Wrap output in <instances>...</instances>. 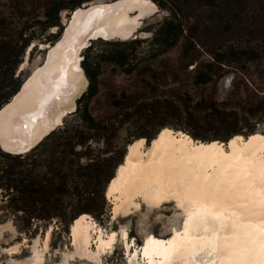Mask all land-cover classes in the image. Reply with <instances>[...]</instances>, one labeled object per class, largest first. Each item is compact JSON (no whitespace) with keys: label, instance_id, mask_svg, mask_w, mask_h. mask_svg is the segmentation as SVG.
Listing matches in <instances>:
<instances>
[{"label":"rangeland","instance_id":"obj_1","mask_svg":"<svg viewBox=\"0 0 264 264\" xmlns=\"http://www.w3.org/2000/svg\"><path fill=\"white\" fill-rule=\"evenodd\" d=\"M31 2V7L26 3V9H22L24 13L11 16L7 23L12 28L6 26V33H13L14 25L18 26L22 20L42 17L38 1ZM154 2L158 5L159 12L146 17L139 25L137 31L140 37L125 41L95 39L82 50L81 65L94 92L91 96L85 95L79 99L78 109L93 116L105 129L99 139L87 138L84 146L77 144L75 150L83 152L88 146L94 155L100 152L99 158L115 156L123 151L122 162L127 143L134 138L144 137L147 146L150 139L145 136L146 133L157 127L160 129L163 126L160 127L161 123L187 133L194 140L210 141L195 138L192 133L209 137L213 134L222 135L221 133L232 129V126L220 123L217 124L219 127L203 123L202 117L209 114L212 107H226L240 112V115H247L246 119L240 117L237 123L242 129H245L246 123H255L258 129L264 130V117L260 115L264 105V27L248 24L228 29L215 24L209 12L186 14L183 11L190 21L187 35L162 50L161 45L152 43L153 33L172 13L168 4ZM6 7L4 0H0V11H7ZM50 29L47 34L38 31L28 44L53 41L58 36L60 27L55 25ZM222 51L225 64L214 65L216 74L210 81L196 82V74L204 71L205 64L212 61L213 57H218ZM36 54L34 47L30 51V60L38 58ZM119 54L129 58L126 64L115 63ZM100 57L109 58L101 60ZM22 74L17 77L18 80ZM78 109L66 115L63 123L81 121L82 115ZM194 117H200L201 120L196 122ZM85 131L90 133L87 129ZM227 139L223 136L217 140L224 143ZM87 161L85 155H81L78 164L84 166ZM111 161L110 159L103 167L106 172L111 171ZM115 168L112 170L113 174ZM90 174L92 175V171ZM85 180H89V176ZM86 183L91 185L85 186ZM86 183L83 184L85 188L81 186V190L70 185L71 189L56 203V216L47 219L31 218L28 212L15 210L10 202L8 204L7 196L0 189V264H12L13 259L17 263L23 262L31 256L33 246L42 249L48 231L43 264H55L63 251L72 250L70 223L66 224L65 219L80 209L89 208L97 212L102 206V214L98 217L89 211H81L90 216L93 230L99 228L104 234L114 230L117 234L112 250L104 254L102 264H127L126 250L120 240L122 230L126 231V239L132 244V249H139L147 234L166 237L175 228L181 230L185 215L173 196L162 206L150 208L141 197H137V206H131L126 214L119 213L114 217L113 200L105 194L106 184L101 185L91 178ZM101 188L102 193L99 192ZM90 194H93L92 198H88ZM20 203L16 202L18 206ZM41 204L42 201H38L29 205L28 211L33 215L45 214L40 208ZM28 226L29 230H26ZM16 244L18 254L10 256L4 253L6 248ZM204 257L202 252L196 255L198 259Z\"/></svg>","mask_w":264,"mask_h":264},{"label":"bare ground","instance_id":"obj_2","mask_svg":"<svg viewBox=\"0 0 264 264\" xmlns=\"http://www.w3.org/2000/svg\"><path fill=\"white\" fill-rule=\"evenodd\" d=\"M116 5L120 8L116 9ZM105 7L104 13L87 23L88 27L95 25L93 37L126 38L140 25L139 18L148 17L156 8L149 0H121ZM85 12H75L61 40L48 51L45 63L39 68L33 66L15 101L0 114V138L5 148L16 146V135L27 134L22 122L31 112L48 99L52 102L59 98L54 90L59 78L69 84L58 89L62 100L77 83L83 43L76 44L74 40L82 29ZM58 121L59 116L55 118ZM39 124L42 130L51 127L48 117L40 119ZM33 129L34 126L28 132ZM144 145L143 137L126 145L123 160L105 187L106 197L113 200L112 215L126 214L131 206L138 205L137 197L150 208L162 206L173 196L185 216L181 230L175 228L166 237L147 234L139 249L131 248L122 230L125 263L264 264L262 133L232 135L223 143L194 140L183 131L165 126ZM89 218L81 213L71 222L72 250L63 251L55 264H102L117 234L114 230L108 234L99 228L93 230ZM48 237L49 231L42 249L33 246L30 257L20 263L13 259L12 264H43ZM201 252L204 259L196 258ZM4 253L18 254L17 244Z\"/></svg>","mask_w":264,"mask_h":264},{"label":"trees","instance_id":"obj_3","mask_svg":"<svg viewBox=\"0 0 264 264\" xmlns=\"http://www.w3.org/2000/svg\"><path fill=\"white\" fill-rule=\"evenodd\" d=\"M31 1H38V6L41 7L42 17L32 19L29 21H20L14 25L13 33H6L4 29L11 27L7 22L13 15L17 13H24L22 9H26ZM87 0H4L7 5V11H0V105L4 103L11 94L16 90L19 80L15 76V69L20 61V57L24 48L29 41L36 36L37 32L45 34V30L58 24V14L61 10L70 9L81 2ZM162 4H168L171 9V16L166 18L159 28L153 33L152 43L161 45L162 50L175 44L177 40L187 35L189 28V17L183 13L189 12L200 13L209 12L211 18L217 25H222L225 28L231 29L234 26H247L248 24L254 27H264V0H154ZM34 8V6H33ZM224 51L218 54V57H213L212 61L205 64V70L199 71L196 74V82L206 83L212 79L216 74L214 72V65L225 64L223 57ZM116 57L115 63L124 65L129 58L126 55L119 54ZM126 56V57H125ZM109 57H100L101 60ZM112 60V59H110ZM94 89L89 83L85 95L91 96ZM80 102V100H78ZM260 110V115L264 117V105ZM79 108V104L77 109ZM76 109V111H77ZM79 110V109H78ZM75 111V112H76ZM79 112H81L79 110ZM82 115L81 121L73 120L72 122H65L55 130L50 132L40 143L24 154L11 155L0 150V189L4 191L7 196L8 204L15 210H22L29 214L31 218L47 219L56 216L55 208L57 201L61 199L62 195L71 189V186L82 189L85 186H90L86 183L91 179H96L101 185H107L110 178L113 176V168L121 162L122 152L115 156L99 158L100 152L93 154L88 146L84 148L83 152L75 150L76 145L81 146L86 143L87 138H100L102 130L105 126L101 125L99 121L93 116L87 115L85 112ZM210 115V117H209ZM254 115V113L252 114ZM246 119L247 115H240V112L226 108V107H212L209 109V114L202 117L205 125L210 127H219L217 124L232 126V129L221 133L222 135H210L203 137L197 133H192V136L200 139L217 140L223 136L226 139L236 134L249 135L253 132H260L264 135L263 129H258L255 123H246L244 128L237 125L239 119ZM194 120L200 121V117H194ZM165 123H161L164 126ZM161 127V128H162ZM168 127V126H167ZM182 127V126H178ZM160 128V129H161ZM171 128V127H170ZM87 129L86 132L85 130ZM158 127L149 133H146L148 139H153L156 133L160 130ZM182 129H186L182 127ZM229 132V133H227ZM140 138V137H137ZM144 138V137H143ZM136 139V138H134ZM149 140V141H150ZM220 141V140H219ZM128 144V143H127ZM81 155H85L88 159L87 163L82 166L78 164ZM93 157H92V156ZM97 158V159H95ZM111 161V171H105L103 167ZM106 161V162H105ZM76 166V168H74ZM92 171V175L90 172ZM89 176V180H85ZM82 179L84 181H82ZM86 183L84 186L83 184ZM103 187V186H102ZM89 192L87 190H84ZM103 188L99 190L102 193ZM92 193V192H90ZM56 196V199H55ZM93 194L88 195L92 198ZM42 201L40 208L44 210L45 214H35L28 211L29 205ZM16 202H21L18 206ZM102 206L99 211L95 212L92 209H80L71 213L65 220V223H70L82 211H89L98 217L102 214ZM65 211V209L63 208ZM82 210V211H81ZM72 220V221H71ZM69 224V226H70ZM29 230V226L26 227ZM66 231V229H64Z\"/></svg>","mask_w":264,"mask_h":264},{"label":"water","instance_id":"obj_4","mask_svg":"<svg viewBox=\"0 0 264 264\" xmlns=\"http://www.w3.org/2000/svg\"><path fill=\"white\" fill-rule=\"evenodd\" d=\"M121 0H87L79 5L70 8V9H64L61 10L58 14V27H60V31L58 36L53 41H37V42H31L27 45L26 49L24 50L23 57L19 64L17 65V68L15 70V76L19 77L22 73V77L19 80L18 86L16 90L11 94V96L0 105V114H2L12 103L15 101L16 96L21 91L23 85L28 80V78L31 76L33 72L34 67H41L47 58L48 51L53 48L57 42L61 40V38L64 35L65 29L68 26L69 22L72 20L75 12L78 9L86 10L82 17V29L77 33V36L75 37L74 43H83V45L79 49V54L81 56L80 58V64L83 60L82 56V50L90 45L92 40L100 39L104 41H125L128 39H136L140 37V33L137 31L138 27L134 29L129 36L126 38H120L118 36H112L110 38H104L100 35H97L96 37H93L91 34V30L93 26L88 27L87 23L93 19L95 16H100L102 13L107 10L105 7L107 4H113L115 2H118ZM156 8L154 9L153 13H151L149 16L153 15L156 12H159L158 5L153 1L149 0ZM120 8L119 5H116V9ZM101 10V11H98ZM137 10L134 9L133 13H136ZM132 14V12H131ZM146 16L140 17L139 20L141 23L144 21ZM140 23V24H141ZM50 29V28H49ZM46 29L45 34L50 32L52 29ZM36 47V51L38 54V58H35L34 60H30V51L32 48ZM36 54V55H37ZM34 66V67H33ZM81 73L78 78L77 83L73 86V89L69 92L65 100H62V95L58 92V89L60 87L68 86L69 84L67 82H63L61 78H59L58 83L55 87V95L56 97H59L58 99L52 101L48 99L47 101L43 102L41 106L38 107L35 111L31 112L24 122H22V128L27 130V134L25 136H18L14 137L15 140V147L14 148H5L1 143L0 138V150L4 153L11 154V155H20L28 152L33 147H35L38 143H40L50 132L55 130L57 127L61 126L64 121V117L68 114H71L72 112H75L78 105V100L80 97L85 93L89 86V78L86 75L84 69L82 68V65H80ZM49 101V102H48ZM63 112V113H61ZM61 113V114H60ZM59 116V121L55 122V118ZM43 117H48L50 120L51 127L47 130H42L40 128L39 121ZM32 126H34V129L31 130L33 132H28L30 129H32ZM22 141V143H20Z\"/></svg>","mask_w":264,"mask_h":264},{"label":"snow or ice","instance_id":"obj_5","mask_svg":"<svg viewBox=\"0 0 264 264\" xmlns=\"http://www.w3.org/2000/svg\"><path fill=\"white\" fill-rule=\"evenodd\" d=\"M98 11H101V10H98Z\"/></svg>","mask_w":264,"mask_h":264}]
</instances>
